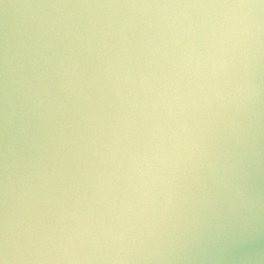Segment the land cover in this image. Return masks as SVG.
Here are the masks:
<instances>
[{"label":"water","instance_id":"obj_1","mask_svg":"<svg viewBox=\"0 0 264 264\" xmlns=\"http://www.w3.org/2000/svg\"><path fill=\"white\" fill-rule=\"evenodd\" d=\"M0 264H264V0H0Z\"/></svg>","mask_w":264,"mask_h":264}]
</instances>
